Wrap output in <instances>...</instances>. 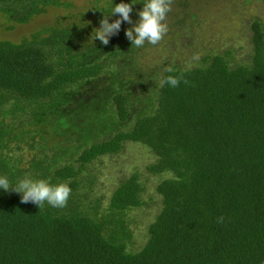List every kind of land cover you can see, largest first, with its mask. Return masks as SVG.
Wrapping results in <instances>:
<instances>
[{
  "label": "trees",
  "instance_id": "trees-1",
  "mask_svg": "<svg viewBox=\"0 0 264 264\" xmlns=\"http://www.w3.org/2000/svg\"><path fill=\"white\" fill-rule=\"evenodd\" d=\"M59 1L0 0V14L23 24L41 7ZM121 2L135 3L130 16L137 22L144 0H112L100 20ZM128 28L122 22L106 46L98 39L83 43L75 26L47 29L46 36L22 44L0 41V177H7L11 186L28 177L53 186L67 183L72 190L67 207L45 202L38 208L21 203L22 194L0 188V264H264L262 23L255 19L250 24L246 61L234 62L232 52L225 51L204 56L192 68H166L160 81L183 75L189 83L172 88L159 82L155 105L143 112L134 111L133 81L123 75L126 68L120 64L125 55L132 58L135 48L122 35ZM108 112L129 128L92 133L89 140L88 124ZM15 114L26 121L18 127L44 124L50 116L56 124L72 120L84 129L78 131L80 145L64 150L55 146L52 156L40 153L21 172L19 160L4 155L6 143L32 139L33 132L12 136ZM58 125L55 134L72 133V125ZM100 137L106 139L97 142ZM127 142L146 146L154 156L155 162L146 167L149 174L173 175L156 186L162 209L136 253L128 247L131 237L124 216L144 205L139 175L123 179L101 207V198L92 195L94 178L88 172L91 164L117 155ZM219 217H224L222 223Z\"/></svg>",
  "mask_w": 264,
  "mask_h": 264
},
{
  "label": "rangeland",
  "instance_id": "rangeland-1",
  "mask_svg": "<svg viewBox=\"0 0 264 264\" xmlns=\"http://www.w3.org/2000/svg\"><path fill=\"white\" fill-rule=\"evenodd\" d=\"M111 2L112 0H60L57 5L41 7L39 13L23 24L12 22L7 16L0 14V41L22 44L36 35L46 36L47 29L75 26L82 31L83 43L94 44L97 40L93 41L91 36L95 35L96 28L100 26L99 16L104 14L102 11ZM177 4L176 0H173L172 10L164 21L169 30L157 45L146 43L142 48L135 47L131 59L125 55L120 60V64L127 71H122L123 75L133 81L130 92L135 112L152 110L155 105V90L166 68L173 65L192 68L200 65L204 56L225 51L232 52L234 62L246 61L251 53L249 43L251 22L257 19L264 27V0H181L179 5ZM112 22L109 20V23ZM135 23L133 21V24ZM127 26L130 28L133 25L127 23ZM122 35L125 37V29L122 30ZM197 54L199 59L194 60L193 57ZM103 81L104 85H108V80ZM96 100L102 103L101 107L104 110H111L113 113L110 106L104 105L106 100L103 99V102L100 98ZM97 111L100 109L97 108ZM110 117L108 112L97 119V122L89 123L88 128L85 129V136L91 137L89 138L91 140L93 134L100 133L101 136L111 132L113 134L119 127L129 128L130 124H120L113 114ZM54 120L55 118L50 116L46 118L44 124L35 127H18L19 122L26 123V121L19 114H15L14 125L17 127L13 130L12 136L19 135L24 130L33 132L32 139H27L25 136L24 140L13 139L6 143L7 149L4 150V155L18 159L17 167L21 172L28 171L29 163L33 158H39L42 155L40 153L52 156L51 148L55 146L64 150L80 145L78 131L81 134L84 132L81 126L77 124L73 126L72 120L68 122L63 119L70 125L62 123L63 120L58 124L72 125L73 128L70 127L72 133H63L59 130L58 134H55L54 128H59V125ZM4 122L7 124L10 120L7 118ZM37 130L42 139L38 133H34ZM105 139L106 137H100L97 142ZM154 162L155 158L146 146L127 142L120 153L101 157L90 165L88 171L90 177L94 178L92 195L101 198V207L106 206L119 183L133 173L138 174L143 182L144 205L128 211L124 216L131 237L128 247L133 253L138 252L146 244L148 226L156 220L162 209L160 197L156 193L157 184L169 176L173 178L171 172L161 175L149 174L146 167ZM51 163L54 164L53 161Z\"/></svg>",
  "mask_w": 264,
  "mask_h": 264
},
{
  "label": "clouds",
  "instance_id": "clouds-1",
  "mask_svg": "<svg viewBox=\"0 0 264 264\" xmlns=\"http://www.w3.org/2000/svg\"><path fill=\"white\" fill-rule=\"evenodd\" d=\"M173 0H144L143 9L138 12L139 20L133 24L130 13H132V4L119 3L116 4L110 15H117L112 23H109V16L99 21V28H96L95 35L91 39L99 40L102 45L109 44V38L116 35L121 30L122 22L133 25L125 30V37L131 42V45L136 48H142L146 43L157 45L167 34L168 25L164 23L167 14L172 10ZM198 60V54L193 57ZM172 72V68L167 69ZM183 82L185 85L189 83L187 79L180 76L169 75L160 81V86L165 84L172 88H177ZM0 188L5 192L9 190L15 193H20L21 203H33L41 208L45 202L54 208L67 207L69 197L71 195V188L67 183H60L57 185H50L47 181L33 180L25 177L21 179L16 186H11L7 177H0ZM224 217L217 218L218 223H222Z\"/></svg>",
  "mask_w": 264,
  "mask_h": 264
}]
</instances>
